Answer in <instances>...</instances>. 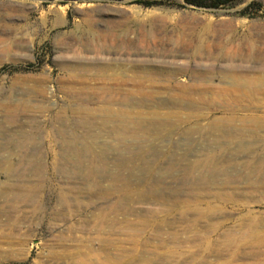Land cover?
I'll use <instances>...</instances> for the list:
<instances>
[{"label": "rangeland", "instance_id": "1", "mask_svg": "<svg viewBox=\"0 0 264 264\" xmlns=\"http://www.w3.org/2000/svg\"><path fill=\"white\" fill-rule=\"evenodd\" d=\"M262 182L264 0H0V264H264Z\"/></svg>", "mask_w": 264, "mask_h": 264}, {"label": "bare ground", "instance_id": "2", "mask_svg": "<svg viewBox=\"0 0 264 264\" xmlns=\"http://www.w3.org/2000/svg\"><path fill=\"white\" fill-rule=\"evenodd\" d=\"M130 12H132V14L133 15H136V16H140V14H141V12L140 11H138V10H136V9H131V11ZM90 14V13H89ZM149 15V14H148ZM194 15H196V14H194ZM146 16H147V14H146ZM187 17V16H186ZM186 17H185V19H186ZM155 18V17H154ZM153 18V19H154ZM191 19V18H190ZM87 21H89L88 19L86 20V22ZM149 21H150V19H149ZM154 21V20H153ZM156 22V21H155ZM140 23V22H139ZM144 23H146V22H144ZM150 23V22H149ZM159 23V22H158ZM161 23V22H160ZM155 24V23H154ZM157 24V23H156ZM163 24H165V23H163ZM185 24H188V23H185ZM150 25V24H149ZM161 25H162V23H161ZM114 27V26H113ZM159 27V26H158ZM186 28L185 29H187L188 28V25L187 26H185ZM99 28V27H98ZM101 29V28H100ZM140 35H141V38L143 39V41H145V42H147V41H149L150 39L152 40L153 38H154V34H153V32L152 31H150L149 29H147V27H146V25L145 24H143L141 27H140ZM161 29H163L162 27H161ZM98 30V29H97ZM156 30V29H155ZM159 30V29H158ZM157 31V30H156ZM159 32V31H158ZM161 32V31H160ZM163 32V31H162ZM112 33V32H111ZM96 34H97V31H96ZM164 34H165V32H164ZM168 34V33H167ZM114 35V34H113ZM157 35H159V34H157ZM97 36H99V38H100V40H101V42L102 43H106V42H110L111 40H112V35L111 34H103V33H101L100 35H98L97 34ZM167 36V35H166ZM170 36V37H169ZM116 37V36H115ZM164 37H165V35H164ZM157 38H158V36H157ZM125 39H127V38H125ZM119 40V41H115L116 42V44L118 45V46H121V47H123V46H125L126 44H127V41L128 42H131V40L129 39V40ZM97 40V39H96ZM99 40V39H98ZM154 40V39H153ZM152 40V41H153ZM156 40V39H155ZM161 39H159V41H160ZM171 41L173 44H175L176 43V41H175V39H174V36H173V34H168V37H167V41ZM164 41V40H163ZM121 42V43H120ZM155 42V41H154ZM99 43V42H98ZM158 43V42H157ZM160 43H163V42H161L160 41ZM183 44H185V45H188V46H194V44H195V46H196V43L193 41V39L191 38V39H188V40H184L183 42H182ZM246 45H249V44H246ZM245 50H246V52H245V56H248L249 55V52L250 51H248V48H245ZM244 85H248V86H252L253 85V82L251 81V80H248V81H244V83H243ZM238 85H241V82H238ZM250 184V186L252 187V188H254L255 186H254V183H249ZM259 184V183H258ZM260 187L262 188V189H264V182H262V184H260ZM235 194H240V192H236V193H233V196L235 195ZM160 195H162V194H160ZM178 196V195H177ZM238 196V195H237ZM178 198V197H177ZM229 198H231V196H229ZM173 199H175L176 200V198H175V196H174V198ZM178 200V199H177ZM179 202V201H178ZM181 202V201H180ZM250 235H251V237H259V230L258 229H256V228H254L252 231H251V233H250ZM264 235V234H263ZM256 246H264V237H262V240L260 241L258 238L256 239V241H255V243H254V245H253V248L254 247H256ZM257 249V248H256ZM260 249V248H259ZM257 252H259V251H256V253ZM256 264H258V263H256ZM260 264V263H259Z\"/></svg>", "mask_w": 264, "mask_h": 264}, {"label": "trees", "instance_id": "3", "mask_svg": "<svg viewBox=\"0 0 264 264\" xmlns=\"http://www.w3.org/2000/svg\"><path fill=\"white\" fill-rule=\"evenodd\" d=\"M234 1L236 0H185L186 3L191 5L214 8L230 4Z\"/></svg>", "mask_w": 264, "mask_h": 264}]
</instances>
